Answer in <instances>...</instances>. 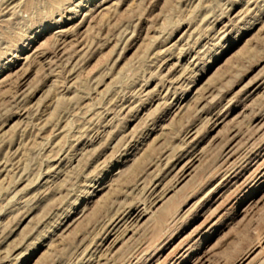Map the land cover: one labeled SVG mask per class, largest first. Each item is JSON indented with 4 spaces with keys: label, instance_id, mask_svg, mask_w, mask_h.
<instances>
[{
    "label": "rangeland",
    "instance_id": "rangeland-1",
    "mask_svg": "<svg viewBox=\"0 0 264 264\" xmlns=\"http://www.w3.org/2000/svg\"><path fill=\"white\" fill-rule=\"evenodd\" d=\"M0 264H264V0H0Z\"/></svg>",
    "mask_w": 264,
    "mask_h": 264
}]
</instances>
